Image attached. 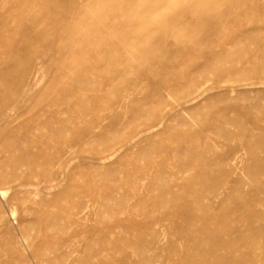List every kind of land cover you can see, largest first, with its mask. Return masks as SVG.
<instances>
[{
    "label": "rangeland",
    "instance_id": "374dc122",
    "mask_svg": "<svg viewBox=\"0 0 264 264\" xmlns=\"http://www.w3.org/2000/svg\"><path fill=\"white\" fill-rule=\"evenodd\" d=\"M69 1L0 0V92L8 87L2 75L10 67L14 75L21 68L27 72L23 86L33 83L40 72L30 92L35 97L33 112L53 107L40 119L53 124L36 128L24 113L7 119L11 102L0 100V191H8L6 198L0 195V264H178L180 251L197 258L196 251L184 250L181 243L172 245L171 233L184 227L197 236L208 227L184 226L182 218L175 223L159 219L166 218L165 205H173V213L178 214L195 200L194 191L210 192L218 180L227 183L212 170L209 180L202 181L204 157L193 151L207 152L211 158L214 153L246 146L241 131L252 125L240 115L242 111L259 119L258 128L264 130V0H215L214 14L205 0L194 15L205 14L207 21H191L175 44L165 43L162 48L152 44L143 54L133 48L134 61L124 65L116 56L123 42L119 39L109 49L103 44L105 38L121 37L113 31L108 37L90 39L108 51V57L99 62L84 58L83 49L68 47L58 53L64 38L51 29L55 18L65 16L66 6L71 14ZM94 1L91 8L107 19H113L116 11L134 15L144 11L142 21L138 15L130 17L125 33H151L155 40L170 24L171 13L187 6L184 0H130L123 5L114 0H99L95 5ZM187 7L193 10V3ZM75 21H63L61 30L68 33L74 28L77 34L97 35L98 29L86 31L81 20ZM91 21L98 25L96 17ZM151 23L159 25L152 28ZM217 33L229 34L233 47L218 49L213 44ZM208 36L211 43H206ZM189 41L195 44L190 46ZM39 43H57L44 69L39 58L26 65L30 52L39 53ZM216 51H220L218 57L212 58ZM229 56L236 58L232 61ZM216 61L224 65L203 70ZM125 71L129 76L122 81L119 75ZM166 73L203 75L197 100L185 105L187 113L155 91ZM135 81L139 85L134 95L118 98ZM98 108L103 110L95 114ZM235 120L243 124H233ZM61 121L68 124L65 140L56 134ZM93 123L100 125L87 132ZM230 135L234 138L225 137ZM250 140L254 143V138ZM217 145L226 147L217 149ZM243 178L250 187V178ZM224 196L225 192L213 199L215 208ZM205 214L191 209L184 217ZM214 230L223 227L215 225ZM152 231H159L158 236H152ZM204 240L203 253L209 256L213 243Z\"/></svg>",
    "mask_w": 264,
    "mask_h": 264
},
{
    "label": "bare ground",
    "instance_id": "6f19581e",
    "mask_svg": "<svg viewBox=\"0 0 264 264\" xmlns=\"http://www.w3.org/2000/svg\"><path fill=\"white\" fill-rule=\"evenodd\" d=\"M63 1H65L66 3L69 0ZM114 1L119 5H123L125 2L130 3V0ZM184 1L187 2V6H189L190 3H193V10H191V8H188L187 6H184L178 13H171V15L168 17V19H171V22H169L170 24L165 28H162L161 31L158 32L159 38L156 40L153 36L154 34L151 33H148L146 35H143V33L140 32H134L132 33V35H126L125 33V31L129 27V23L127 21L130 19V17L138 15L142 21L146 17L144 11H140L135 15L132 11H116L115 17L113 19H107L103 16V12L96 13V11L91 8L92 0H70L69 9H71V14L69 13L68 15V6H64L65 8L63 7L64 9L62 12H65V16L58 18L60 16L59 15L54 19L55 24L54 26H52L51 33L54 32L56 36L58 35L64 38L62 42L65 45L62 44V48L60 47L61 49L58 50L59 54H63L65 52L64 49L66 48L68 50V47L72 50L83 49V55L85 56L84 58L90 56L91 61L93 60L99 62L108 57V51L102 50L98 45L94 44V41H91L90 39L93 38L94 40H96L100 35L102 37L104 35L108 37V33L113 31L112 33H117L118 36L120 35L121 37L113 36L105 38L103 44L107 45L109 49L110 45L115 44L120 39V41L123 42L124 47H122L117 52L116 56H118L120 60L118 62L124 65L127 63H132L134 61L135 55L132 54L133 48L136 47L139 52L143 54L147 52L148 49H150L152 44L161 48L165 45V43L175 44L179 40V37L182 36V29L190 24L191 21L195 20L198 22V24H201L208 20L204 18L205 14L203 16H200L199 18H196L194 15L196 9L201 8V5L205 0ZM208 1H210V7L212 8L210 12L214 14V11L216 10H214L215 8L212 3L215 0ZM98 2L100 1L96 0V3L94 1V4L96 5L98 4ZM104 8L108 9L107 6H104ZM159 10L160 12L161 10L162 12H164L166 9H162V5H160ZM95 17L98 19V25L96 26L91 21V18L95 19ZM68 18L73 19V21L81 20L84 23L83 25L86 31H93L98 29L97 35H85L82 31V33L77 34V32L74 33V28H72V31L64 33L61 30L62 22L67 20ZM35 21L43 23L42 19H35ZM157 25H159V23H155V25L154 23L150 24L152 28L154 26L156 27ZM74 27H76V25ZM130 36H132V41L128 40ZM230 37L231 36H229V34L223 35L217 33V36H215L216 40L213 41V44L218 49H221L225 46L233 47L234 42H232L233 39H230ZM134 39L137 40L138 43H135ZM211 39L212 37L209 38L208 36V38L206 39V43H211ZM56 44L57 43H46L45 45L43 43H39V53L36 55L30 52L28 55L29 59L27 60L26 65L30 63L33 64V61L39 58L42 59L44 69L48 61L49 53L55 51ZM189 44L190 46H193V44L195 43L189 41ZM186 46H188V44L185 45V47ZM220 51L213 52L212 54L210 53L211 57H218ZM227 51L229 52V50ZM225 52H221V54H226ZM229 57L232 61L236 58L231 56ZM261 58H263L264 60V52H262ZM64 61H66V64L68 65V58H65ZM71 61L73 60H69V62ZM216 62L217 63L215 64L208 63L203 70H205V72L209 70L213 71V68L218 66V63L220 66L224 65L221 61ZM13 63L14 62L12 61L10 64ZM23 69L24 68H21L19 73L17 75H14L15 71L10 67L7 72L2 75V80L7 82L8 87L5 90L1 91L3 95H0V100L7 101V98H9L11 102V104L9 103L10 105L7 106L8 109L6 117H8L7 119H10L13 116L12 114H15L16 112L17 115L24 113L32 118L31 120L34 121V127L38 128L43 126L47 128L53 123L51 121H46L43 123L40 119L46 117V114H49L53 107L48 106L46 108H42L40 110H37L38 113L35 114V112H33L34 108L32 106V99H34L35 97H30V92L33 89L36 79L40 75V72L36 74L35 81L33 83L23 86V84L25 83L24 81L28 76L27 72L25 73ZM151 70H154V68H152ZM166 74H162L160 83L154 86L155 91H160V93L163 94L162 98H165L166 101H174V103H177L178 106H182L184 109L186 104H188L189 102L193 103L192 101L197 100L196 94L201 90L199 81L203 75L198 74L196 76L194 74H190L189 76L185 77L186 75H177L176 73L170 76ZM158 75L159 74H157V76ZM128 76L129 73L127 71L119 75L122 81L125 80ZM86 85L87 83L83 84V86ZM138 85V81L132 82V84L130 83L123 94L118 96V98L124 100L132 97ZM1 92L0 94H2ZM119 101L120 100H118L117 103ZM251 109H257V107H253ZM101 110L103 109H96L95 114H97ZM185 112L187 113L186 109ZM240 115H243L244 117L250 119L249 122L252 125L251 127H243L241 131L242 136H244L245 139L247 138L246 140H244V143L247 142L246 146H241L240 148L234 150L227 149L223 153H214L211 158L207 157V152L203 155L199 154L196 150L192 152L197 156H200L202 158L204 157V166L200 174L202 181L209 180L208 174L209 171L212 170L218 174L219 179H225L227 183H223V185L220 183V180H218V182H214L216 185H214L213 188L210 189V192L194 191L193 193H191V195L195 200L182 207L183 211L182 209H180V213L178 214L173 213V205H165L166 218L159 219L161 221L167 220L175 223L176 220L182 218L184 220V226L208 227V229H201L200 233L197 236H195L192 232L188 231V229H185L184 227H177L175 231L171 233V237H173V241L171 243L172 245L181 243L180 245L183 246L184 250H193L198 253L197 258H194L188 253L180 251L178 264H264V181L262 180V177L264 176V160L261 159V155L264 154V130H259L258 128V125L261 121L259 122V119L250 116L247 111L240 112ZM66 121L60 122L57 132L53 129L51 130L52 134H55L56 132V134H58L60 139L62 140L68 138V124ZM239 123L240 125L243 124L240 120L233 121V124ZM99 125V123H93L92 126L87 129V132L91 133V131H93L94 128L99 127ZM59 137L57 139H59ZM225 137L228 139L234 138L231 135ZM250 138H254V143H252L253 141H251ZM51 140L57 141L58 143L60 142L59 140H56V138H52ZM220 147H223L224 150V147L226 146L217 145L216 148L219 149ZM246 156L248 158H246ZM244 175L250 178V187L244 181ZM30 176H27L25 178L26 182L30 179ZM223 192H225L224 199L215 208V205L213 206V199H218L223 195ZM0 195L3 198H6L8 195V191L2 189L0 191ZM256 195H258V197ZM191 209L202 210L206 214L205 216L199 218L195 216H193L192 219L185 218L184 213L186 212V210ZM208 213H214V215L211 216ZM13 216H16L15 211H13ZM153 216L154 214L150 217ZM155 223L157 222H154L153 225H156ZM215 225H222L223 230L212 231V227ZM58 230L61 229L59 228ZM158 233L159 231H152L151 235L157 237ZM143 237L144 236H141L140 238ZM204 239H210L213 243L212 253L209 256L208 254L203 253L202 247L205 241Z\"/></svg>",
    "mask_w": 264,
    "mask_h": 264
}]
</instances>
